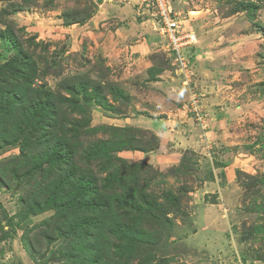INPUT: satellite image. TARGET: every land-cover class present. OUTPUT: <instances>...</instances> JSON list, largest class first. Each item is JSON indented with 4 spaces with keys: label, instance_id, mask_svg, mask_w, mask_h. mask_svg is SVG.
<instances>
[{
    "label": "rangeland",
    "instance_id": "1",
    "mask_svg": "<svg viewBox=\"0 0 264 264\" xmlns=\"http://www.w3.org/2000/svg\"><path fill=\"white\" fill-rule=\"evenodd\" d=\"M30 1L0 0V33L11 26L42 72H49L44 78L50 88L68 80L99 87L90 89L89 97L97 92L107 101L103 105L90 97L88 124L81 131L87 125L127 128L128 115L148 105L189 127L181 130L189 136L188 148L172 161L143 155L155 163L149 176L145 173L149 191L159 202L171 193L179 207L165 201L167 232H153L154 242H140L154 256L149 264H264V232L256 229L264 225V0H169L181 13L182 27L198 37L194 48L184 51L190 85L175 72L164 27L150 2ZM14 52L12 41L0 35V64ZM53 60L60 68L50 66ZM151 67L162 69L155 79ZM159 79L162 87L154 85ZM112 92L122 94L114 99ZM97 133L105 138L107 131ZM143 133L140 129L133 142L141 144ZM89 139L83 137L84 145ZM131 142L126 147L132 148ZM134 151L119 154L139 161ZM18 152L7 146L0 158ZM26 183L0 173V264H69V245L61 238L47 243L42 228H34L52 211L17 216L20 196L30 189ZM27 226L32 253L24 240Z\"/></svg>",
    "mask_w": 264,
    "mask_h": 264
},
{
    "label": "trees",
    "instance_id": "2",
    "mask_svg": "<svg viewBox=\"0 0 264 264\" xmlns=\"http://www.w3.org/2000/svg\"><path fill=\"white\" fill-rule=\"evenodd\" d=\"M0 35L15 46L14 54L0 64V153L7 146L19 151L0 158V173L10 175L15 182L25 180L30 187L20 196L22 207L17 216L22 220L52 211L34 228H42L41 236L47 243L61 238L69 245L65 253L69 264H149L154 256L143 251L140 242H154L153 232H167L169 217L163 212L164 202L178 209V199L167 193L159 202L149 191L145 175L149 176L155 163L132 161L119 151L157 150L159 136L131 125H87L81 131L80 127L88 124L90 97L103 105L107 101L97 92L89 97L91 90L99 87H91L86 80H68L57 90L50 88L44 78L49 72H42L11 26L7 24ZM35 40L30 38L39 46L41 41ZM59 65L53 60L50 66ZM62 71L57 74H64ZM161 72V68H149L152 79ZM121 94L112 92L114 99ZM140 129L144 131L142 142L134 143ZM101 130L110 136L105 133V138H97ZM84 136L92 137L85 145ZM128 139L132 148L126 147ZM181 165L185 168L186 163ZM11 218L8 223L13 225ZM148 223L159 229L149 230ZM256 229L264 232V225ZM28 233L27 226L24 240L32 253Z\"/></svg>",
    "mask_w": 264,
    "mask_h": 264
},
{
    "label": "crops",
    "instance_id": "3",
    "mask_svg": "<svg viewBox=\"0 0 264 264\" xmlns=\"http://www.w3.org/2000/svg\"><path fill=\"white\" fill-rule=\"evenodd\" d=\"M152 41H158V40L155 39V40H151V42ZM154 85H156V87H162L161 80L160 79L157 80ZM164 87L166 88L167 91V85ZM157 93H162V92L157 91ZM139 110L140 112H131V114L128 115V118H126V123H127L126 125L148 129L156 133V135H158L160 139V149L147 151V152L145 151L131 152L137 154L139 157V158L137 157L138 159L143 160V155L149 153L152 155V157L157 158V160L159 161L162 160L172 161L178 156L179 153H181L182 149L188 148L187 145H189V138H188L189 136H187L188 135L187 132L182 133L181 131L182 129L189 128L186 125V122L184 124L181 122L179 123L178 121H176V119L173 118L175 115L172 116V115L161 114V112L159 113L158 111H155L152 108H150L149 105L144 106V108H140ZM169 111L174 113L173 110H169Z\"/></svg>",
    "mask_w": 264,
    "mask_h": 264
},
{
    "label": "built area",
    "instance_id": "4",
    "mask_svg": "<svg viewBox=\"0 0 264 264\" xmlns=\"http://www.w3.org/2000/svg\"><path fill=\"white\" fill-rule=\"evenodd\" d=\"M148 1L156 10V17L159 25L164 27V33L167 36V48L172 54V61L177 75L181 77L184 85H190L191 76L189 73L188 57L185 54V48L193 46L197 42V34L192 29L182 27L181 13L174 10L169 0H142V3ZM147 5L149 6V4ZM183 78V79H182ZM193 100V109L198 120L202 121L201 111L197 107L195 96Z\"/></svg>",
    "mask_w": 264,
    "mask_h": 264
},
{
    "label": "clouds",
    "instance_id": "5",
    "mask_svg": "<svg viewBox=\"0 0 264 264\" xmlns=\"http://www.w3.org/2000/svg\"><path fill=\"white\" fill-rule=\"evenodd\" d=\"M198 39V38H197ZM198 41V40H197ZM197 43V42H196ZM171 59H172V56H171ZM176 72V71H175ZM179 76V75H178Z\"/></svg>",
    "mask_w": 264,
    "mask_h": 264
}]
</instances>
